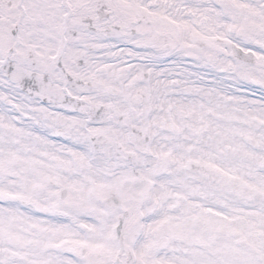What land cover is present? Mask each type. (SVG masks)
<instances>
[{
	"label": "snow or ice",
	"instance_id": "6c2138e0",
	"mask_svg": "<svg viewBox=\"0 0 264 264\" xmlns=\"http://www.w3.org/2000/svg\"><path fill=\"white\" fill-rule=\"evenodd\" d=\"M0 264H264V0H0Z\"/></svg>",
	"mask_w": 264,
	"mask_h": 264
}]
</instances>
